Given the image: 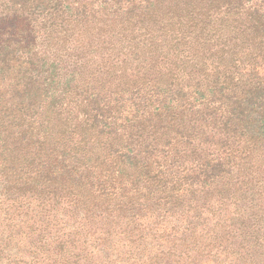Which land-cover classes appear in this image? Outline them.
Instances as JSON below:
<instances>
[{"label": "trees", "instance_id": "obj_1", "mask_svg": "<svg viewBox=\"0 0 264 264\" xmlns=\"http://www.w3.org/2000/svg\"><path fill=\"white\" fill-rule=\"evenodd\" d=\"M113 232L264 264V0H0V264Z\"/></svg>", "mask_w": 264, "mask_h": 264}, {"label": "rangeland", "instance_id": "obj_2", "mask_svg": "<svg viewBox=\"0 0 264 264\" xmlns=\"http://www.w3.org/2000/svg\"><path fill=\"white\" fill-rule=\"evenodd\" d=\"M111 235L113 237L111 243L109 244L110 249L106 248L104 251H102L100 247L98 248L91 247L90 248L91 250L89 252V254L91 253L89 259L80 257L76 261L75 259L51 257V259L42 258L43 260L40 261L38 264H74V262H76V264H133L132 261H119L116 258H115L116 261H113L112 263H108V261L105 260L104 255L110 256L113 253L118 254L120 251L126 250L127 248L126 241L122 235H119L116 232H113ZM37 254L39 257L43 256L42 251H38ZM24 256L28 258V259L25 258L24 260L26 263L36 264V262L33 261L31 256L29 255V252H24Z\"/></svg>", "mask_w": 264, "mask_h": 264}]
</instances>
